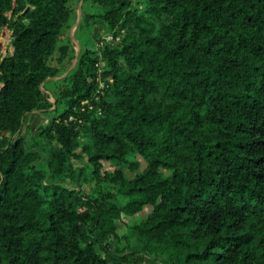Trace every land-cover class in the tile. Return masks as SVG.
<instances>
[{
  "label": "trees",
  "instance_id": "16d2710c",
  "mask_svg": "<svg viewBox=\"0 0 264 264\" xmlns=\"http://www.w3.org/2000/svg\"><path fill=\"white\" fill-rule=\"evenodd\" d=\"M77 1L0 0V264H264V0H82L66 71Z\"/></svg>",
  "mask_w": 264,
  "mask_h": 264
},
{
  "label": "rangeland",
  "instance_id": "374dc122",
  "mask_svg": "<svg viewBox=\"0 0 264 264\" xmlns=\"http://www.w3.org/2000/svg\"><path fill=\"white\" fill-rule=\"evenodd\" d=\"M84 7V4L82 0H78L74 6V16H73V22L71 23L69 29L67 30V34L69 36L72 48H73V58L70 60L69 67L66 69H70L73 64L76 61V57L81 50V47L83 45L85 46H96L100 44V42L103 43L105 39H110V32L106 29L105 24L98 20H91L87 22L85 25H83L80 30H77L78 23L81 18V11ZM91 12L95 11L94 7L90 8ZM9 41V31L4 27L2 28L0 32V53L4 54V52L10 51V46L8 45ZM77 52L76 57H74V53ZM65 71V72H66ZM58 78H61V75L59 77H54L52 80H56ZM98 87L102 86V81L98 80ZM40 88L48 95V99L50 102H53V99L50 95V89L48 86L46 87V90L42 87V84L40 85ZM46 122V116L42 114L40 111L32 112L30 114H27L22 122V126L20 131L24 132L26 125L29 126V131L31 135H34L37 130L44 125ZM129 161H135L137 163V170H141L144 166V163L142 159L138 155L130 154L128 156ZM112 165L108 161H101V170L105 172L112 171ZM136 171H130L128 169H125L126 176L130 177L132 176ZM85 191L87 187L83 188ZM149 208L144 207L141 212L137 213L133 217H127L124 215H121L120 219L116 221V232L121 235L126 232V226L127 224L134 222L138 220L139 218L145 217V215L148 213Z\"/></svg>",
  "mask_w": 264,
  "mask_h": 264
},
{
  "label": "built area",
  "instance_id": "2783aa9c",
  "mask_svg": "<svg viewBox=\"0 0 264 264\" xmlns=\"http://www.w3.org/2000/svg\"><path fill=\"white\" fill-rule=\"evenodd\" d=\"M110 37V39L108 38V36H107V38L105 39V41H103V42H109L110 40H111V36H109ZM102 42H100V44H101ZM98 71V70H97Z\"/></svg>",
  "mask_w": 264,
  "mask_h": 264
},
{
  "label": "water",
  "instance_id": "95a60500",
  "mask_svg": "<svg viewBox=\"0 0 264 264\" xmlns=\"http://www.w3.org/2000/svg\"><path fill=\"white\" fill-rule=\"evenodd\" d=\"M11 49H12V48L10 47V51H11ZM5 53H7V52H4V54H5ZM76 55H77V52L74 53V57H76ZM52 78H53V77H52ZM52 78H48V79H52Z\"/></svg>",
  "mask_w": 264,
  "mask_h": 264
}]
</instances>
